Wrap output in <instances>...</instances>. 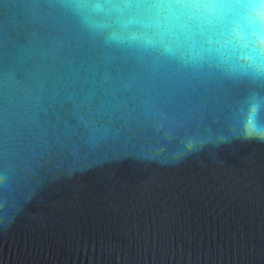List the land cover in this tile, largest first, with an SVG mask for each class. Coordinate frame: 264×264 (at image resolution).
Returning a JSON list of instances; mask_svg holds the SVG:
<instances>
[{"label": "water", "instance_id": "water-1", "mask_svg": "<svg viewBox=\"0 0 264 264\" xmlns=\"http://www.w3.org/2000/svg\"><path fill=\"white\" fill-rule=\"evenodd\" d=\"M76 2L0 0V264H264V79Z\"/></svg>", "mask_w": 264, "mask_h": 264}, {"label": "clouds", "instance_id": "clouds-1", "mask_svg": "<svg viewBox=\"0 0 264 264\" xmlns=\"http://www.w3.org/2000/svg\"><path fill=\"white\" fill-rule=\"evenodd\" d=\"M74 7L85 23L111 29V40L264 79V0H77Z\"/></svg>", "mask_w": 264, "mask_h": 264}]
</instances>
